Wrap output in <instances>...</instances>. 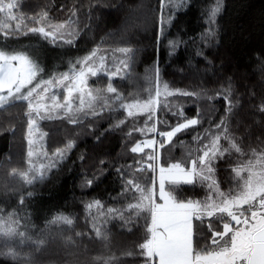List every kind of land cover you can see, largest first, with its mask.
Instances as JSON below:
<instances>
[{
	"label": "trees",
	"instance_id": "obj_1",
	"mask_svg": "<svg viewBox=\"0 0 264 264\" xmlns=\"http://www.w3.org/2000/svg\"><path fill=\"white\" fill-rule=\"evenodd\" d=\"M136 2L19 0L14 11L19 10L25 17L22 24L25 31L28 27L37 26L31 22L32 17L47 12L51 23L71 24L79 35L72 45L62 42L53 45L32 33L23 35L10 32L8 38L10 42L18 44L17 50L35 53L41 67L53 69L54 73L62 72L71 61L84 57L96 48L109 32L117 31ZM215 2H165L164 17L171 14L170 18H165V34L160 35V20L159 34L150 36L131 69L133 75L127 80L129 88L119 93L125 102L147 96L148 89L155 84L154 67L158 66L161 69L160 83H167L175 94L169 95L160 104L155 120L148 123L156 122L159 131H168L183 122V117L200 120L199 124L178 133L171 142L165 143L164 148L156 146L159 162L165 164L170 158L171 162L182 161L185 166H189V153L193 157L202 155L204 141L211 134L219 132L220 148L224 154L213 161L215 170L208 175L219 184L222 191L227 192L237 186L233 169L248 160L254 161V151L257 155L264 153V111L260 110L264 106V0H224V11L211 25L217 31V36L208 38L210 25L205 13ZM17 23L19 21L11 22V28L15 29ZM154 28L158 29V20ZM117 39L120 41L119 37ZM125 40L122 38L120 41L124 46L127 44ZM170 41L175 42V49L170 46ZM108 81L107 75L101 74L88 82L91 88L101 89L107 94L105 86ZM229 90L234 107L231 113H226L228 103L224 94ZM181 92L193 95L183 96ZM180 112L183 116L177 115ZM100 115L102 118L95 120L88 117L83 122L84 130L104 132L120 119H124L125 124L116 131L106 133L99 144L92 135L78 137L81 127L70 124L67 118L40 121L43 131L47 133L46 149L49 153L57 147H63L69 139H76L77 147L58 167L47 172L43 180L31 186L19 180L18 175L10 174L11 169L15 168L13 161L7 157L10 136L7 132L0 134V209H3L0 214L15 212L22 231L26 223L29 225L27 234L33 240L46 237L44 245L37 246L33 241H25L20 246L22 258L30 259L32 264H132V257L125 253L133 249L141 235L138 229L143 221L138 224L133 218L127 226H122L124 221L109 215L107 210H125L128 203H135L133 197L138 193L134 189L124 188L123 179L115 169L124 166L126 179H138L139 165L135 161L143 154L131 153L130 149L138 140L151 138L154 134L148 133L145 137L136 131L144 127L147 119L145 115L127 117L126 112L119 107L105 109ZM225 116L226 135L224 127L216 128ZM194 137L200 139L194 140ZM156 138L162 139L158 135ZM230 140L240 146L241 153L232 148ZM145 151L150 152L151 149ZM81 154L84 155L83 160L80 159ZM129 165L132 166L131 170L128 169ZM142 175L150 178L152 173L146 171ZM87 180H93V183L87 185ZM209 183L211 181L198 179L193 185L180 184L176 187L181 196L201 199L209 192ZM13 189H19V192ZM21 195L23 204H20ZM94 200L101 202V208L95 205L92 208L98 210L100 215L85 208L87 203ZM59 214L69 216L73 223L50 224L49 221ZM124 215L131 216V211L124 212ZM93 217L98 218L97 226L105 232L107 239L96 235ZM201 242L204 243L203 238ZM117 247L123 249L119 251ZM0 264L14 262L0 258Z\"/></svg>",
	"mask_w": 264,
	"mask_h": 264
},
{
	"label": "snow or ice",
	"instance_id": "obj_2",
	"mask_svg": "<svg viewBox=\"0 0 264 264\" xmlns=\"http://www.w3.org/2000/svg\"><path fill=\"white\" fill-rule=\"evenodd\" d=\"M18 3L19 0H0V14H2L0 32H3L5 37L10 32L23 35L32 33L53 45L58 42L72 45L79 35L71 24L51 23L47 12L32 17L31 22L37 26L28 27L25 31L22 28L25 17L17 16L14 12ZM165 7L164 0H161L162 12ZM223 11L224 0H216L210 14L205 13L210 25L208 38L217 36V31L211 28V25L216 23L217 16ZM11 21H19L15 29L11 28ZM165 30L166 24L162 15L161 36L165 34ZM169 44L175 49L174 41H170ZM97 51L93 49L75 63L70 62L69 71L50 75L45 79V69L41 67L35 54L23 49L11 51L0 49V107L8 102H26L28 116L26 134L28 167L25 170L12 168L10 174L20 176L24 183L31 185L37 178L43 180L47 172L58 167L60 162L67 159L73 148L77 147V140L69 139L63 147H57L49 156L42 143L47 133L40 132L39 121L67 118L70 124L81 127L82 131L78 137L92 135L99 144L103 142L106 133L120 129L125 124V120H118L104 132H87L84 130L83 122L88 117L91 116L94 120L102 118L100 113L105 109L114 110L115 107L122 108L127 117L136 118L145 115L147 119L144 127L136 131L145 137L148 133L154 135L151 138L138 140L130 149L131 153L143 154L135 161L139 165L137 172L140 176L138 179H126L124 166L115 169L123 179L124 188L134 189L135 193H138L133 197L135 203L127 204L131 216L126 217L124 209L107 210L109 215L124 221L122 226H127L133 218L138 224L143 221L138 229L141 235L134 243L133 249L125 253L132 257V264H264V153L257 155L254 151L253 156L256 157L254 161L248 160L247 163L233 169L237 186L227 192L222 191L219 184L208 175L215 170L213 161L224 154L220 148L218 133L204 145L202 155L193 157L189 153L190 166H185V162L182 161L171 162L170 158L168 162L161 164L156 146L164 148L165 143L171 142L178 133L199 124L200 120L183 117V122L177 123L171 127V130L159 131L156 122L152 124L148 122L156 118L161 103L160 97L172 95L168 91L167 83L163 84L161 90V69L158 66L154 67L157 82L154 94L149 91L147 99L125 102L111 83L112 77L119 75L121 69L117 67L113 71L107 68L104 56H100L97 61ZM118 51L128 57V60L121 61V64L128 68L133 50L121 48ZM100 72L108 75L110 82L106 93L112 95L89 86V77H96ZM54 89L64 90L62 99ZM181 95L191 96L193 93L181 92ZM224 99L228 103L225 112L231 113L234 104L230 99V90L224 94ZM260 110L264 111V106ZM177 115L183 116V113ZM226 124L227 116L216 125L217 129L224 127L225 135ZM2 131H11L13 136L15 135V131L11 128L0 130ZM157 135L162 139L157 140ZM230 143L237 153H241L238 144L231 140ZM145 149L151 151L146 152ZM40 157L44 158L43 161ZM80 159H84L83 154ZM131 168L132 166L129 165L128 169ZM146 171L152 173L150 178L142 175ZM198 179L211 181L207 185L209 192L203 198H188L179 194L176 186L193 185ZM92 183L93 180L86 181L87 185ZM13 191L19 192V189ZM23 203L24 199L21 195L20 204ZM94 205L98 209L102 207L99 200H94L87 203L85 208L91 210ZM0 213H3V209H0ZM97 219L93 217V229L97 236L107 239L105 232L97 226ZM49 223L71 225L73 220L67 215L59 214ZM23 227L25 230L22 231L20 219L15 212L0 214V241H2L0 258L12 261L14 264H32L30 259L22 258L20 246L25 241H33L37 246L44 245L46 237L33 240V237L27 234L29 225L26 223ZM201 238L204 240L203 244Z\"/></svg>",
	"mask_w": 264,
	"mask_h": 264
},
{
	"label": "rangeland",
	"instance_id": "obj_3",
	"mask_svg": "<svg viewBox=\"0 0 264 264\" xmlns=\"http://www.w3.org/2000/svg\"><path fill=\"white\" fill-rule=\"evenodd\" d=\"M165 2H170V0H164V4ZM214 5H211L209 7V11H208L209 14H210L211 8ZM14 12L17 16L21 15L19 13V10H15ZM162 15L164 17V14L161 10V0H137L132 12L127 17L125 22L121 25V27L117 29V31L109 32L106 35V37L99 43V45L96 48H94L98 50L97 51V61L99 60L100 56H104L107 68L113 71H115L117 67L121 69L119 75L114 76L111 79L112 85L117 88L118 92H123L129 88L127 87L129 86L128 78L131 75H133V71L131 69L137 62L142 49L148 44L150 36L154 33L159 34V22L161 20ZM170 16L171 14L170 15L167 14L165 15L164 19L170 18ZM157 20H158V29L155 30L154 27H155ZM207 20H208V17H207ZM11 22H18V21H11ZM8 37L9 36L5 37L3 33H0V49L9 50V51L13 49L17 50L18 44L16 45V43L10 42V38ZM117 37H119L120 41H122V38H125L127 40V44L124 46V44H122L117 39ZM23 42L21 43V45L23 44ZM121 48H130L133 50L132 58L129 61L128 68H125L123 64H121L122 60H128V57L124 53L118 51V49H121ZM31 53L33 52L31 51ZM75 61H71V63H75ZM77 67H79V65H77ZM69 68H70V63L68 64L66 70L62 72L69 71ZM62 72L54 73L53 69H45L44 78L48 79L50 75H57ZM101 74L107 75L105 72L98 73V75H101ZM91 78L92 77H89V80ZM109 82L110 81L106 83L105 90L107 89ZM163 84L164 83H160L161 90H163ZM156 85H157V82L155 79V84L153 88L148 89V95H149V91H151L154 94ZM54 91L57 92V94L61 97V99L63 98V95H64L63 89H54ZM168 91L171 92L172 94H175V91L170 90L169 88H168ZM148 95L139 100L147 99ZM168 97L169 95L168 96L162 95L160 97V102L164 103ZM137 99L138 98H135L133 100H137ZM26 113H27L26 102H20V101L8 102L3 107H0V130L11 128L12 130L15 131V135L13 136L11 131H2L0 132V134L4 132L9 133L10 146H9V151L7 152V157H9L13 161L15 168L19 170H25L28 167V162H27L28 144H27V139H26L28 116ZM39 129H40V132L45 133L43 131V128L40 125V121H39ZM214 134H217V133L211 134L207 138V140L204 141L203 146L210 142ZM42 143L44 145V148L46 149V136L44 137ZM48 154L49 156H51L52 152L51 153L48 152ZM43 159H44L43 157H40L41 161H43ZM44 162L46 163V161ZM18 177H19V180H22L20 176ZM39 181L40 179L37 178L36 180L33 181L31 185ZM31 185H28V186H31ZM92 211L94 214L100 215V212L98 210L92 209ZM127 211L129 210H127V207H126L124 212H127ZM121 247H123V245ZM121 247H117L119 248V251L123 249Z\"/></svg>",
	"mask_w": 264,
	"mask_h": 264
}]
</instances>
